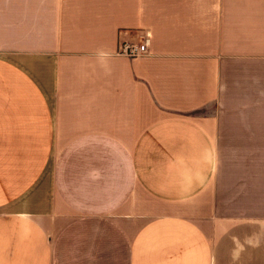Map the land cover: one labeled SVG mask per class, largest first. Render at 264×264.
Listing matches in <instances>:
<instances>
[{
    "label": "crops",
    "instance_id": "obj_1",
    "mask_svg": "<svg viewBox=\"0 0 264 264\" xmlns=\"http://www.w3.org/2000/svg\"><path fill=\"white\" fill-rule=\"evenodd\" d=\"M0 264H264V0H0Z\"/></svg>",
    "mask_w": 264,
    "mask_h": 264
},
{
    "label": "built area",
    "instance_id": "obj_2",
    "mask_svg": "<svg viewBox=\"0 0 264 264\" xmlns=\"http://www.w3.org/2000/svg\"><path fill=\"white\" fill-rule=\"evenodd\" d=\"M121 51L130 56H139L148 53V43L146 41L136 43L125 41L121 45Z\"/></svg>",
    "mask_w": 264,
    "mask_h": 264
},
{
    "label": "rangeland",
    "instance_id": "obj_3",
    "mask_svg": "<svg viewBox=\"0 0 264 264\" xmlns=\"http://www.w3.org/2000/svg\"><path fill=\"white\" fill-rule=\"evenodd\" d=\"M146 36H147V33H143V41L149 42V39ZM53 212L62 214L64 216V220H66L70 216L69 213L65 209H57L56 202L54 203V206H53ZM122 216L123 215H121V217Z\"/></svg>",
    "mask_w": 264,
    "mask_h": 264
}]
</instances>
